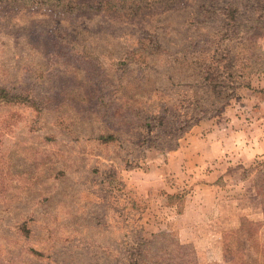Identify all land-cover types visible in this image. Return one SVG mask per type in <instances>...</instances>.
<instances>
[{
  "label": "rangeland",
  "instance_id": "1",
  "mask_svg": "<svg viewBox=\"0 0 264 264\" xmlns=\"http://www.w3.org/2000/svg\"><path fill=\"white\" fill-rule=\"evenodd\" d=\"M0 87V264H264V0H0Z\"/></svg>",
  "mask_w": 264,
  "mask_h": 264
},
{
  "label": "crops",
  "instance_id": "2",
  "mask_svg": "<svg viewBox=\"0 0 264 264\" xmlns=\"http://www.w3.org/2000/svg\"><path fill=\"white\" fill-rule=\"evenodd\" d=\"M264 122V118L262 119ZM264 126V124H263ZM229 130L225 128V133L221 134L222 132L218 131L217 129H214L210 131V133L204 135V136H192L191 139H193V143L197 146H194L192 148V145H188L189 148L194 149L192 151L191 149L185 148L182 152H175L170 156V164L175 163L176 159L181 162V164L185 165H191L190 159L192 158L194 160L192 164V169H198L200 166L206 164V160H215L217 159L218 162L222 160V154L225 152L229 153H236L237 150L240 151L242 148V142H240L238 139H236V136L240 134L236 133L235 135L233 133H227ZM261 138V139H259ZM257 139H249L248 142H244V151L248 155V159L254 157L256 153L258 152H264V133L260 135V137ZM195 144V145H196ZM224 146V147H223ZM194 153L190 154L192 156H187L185 152L187 153ZM229 150V151H228ZM232 151V152H231ZM225 156V155H223ZM219 158V159H218ZM226 158H232V157H226ZM226 161V160H223ZM195 163H197L200 166H195ZM180 164V165H181ZM188 171V170H187ZM181 172V171H180ZM186 171H184L182 174H185ZM212 176V173H210V177ZM202 190H198V189ZM198 189L196 190V198H195V206L194 208L200 210L207 208L212 205V183L209 184H203L198 186ZM206 191L211 194L210 196L207 195L208 198H201ZM202 192V193H201ZM205 192V193H204ZM203 194V195H202ZM200 195V196H199ZM195 197V196H194ZM204 199H208L207 201H204Z\"/></svg>",
  "mask_w": 264,
  "mask_h": 264
},
{
  "label": "trees",
  "instance_id": "3",
  "mask_svg": "<svg viewBox=\"0 0 264 264\" xmlns=\"http://www.w3.org/2000/svg\"><path fill=\"white\" fill-rule=\"evenodd\" d=\"M8 104V103H14V104H27L36 109V111L39 113L40 107H39V101L37 102L36 99L29 97L26 94L22 93H12L10 90L0 87V104ZM100 140L102 141H107V140H112L114 139L113 135L108 134V135H100ZM258 164L261 166H264V161H259ZM168 197H175L174 194H167ZM225 256L227 257V248L225 251ZM257 262V257H255L252 260H241V263L243 264H255Z\"/></svg>",
  "mask_w": 264,
  "mask_h": 264
}]
</instances>
